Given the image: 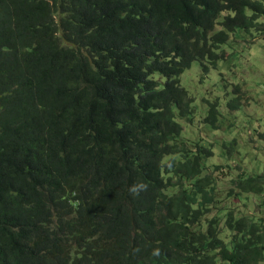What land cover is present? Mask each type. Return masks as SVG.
I'll list each match as a JSON object with an SVG mask.
<instances>
[{
  "label": "trees",
  "instance_id": "trees-1",
  "mask_svg": "<svg viewBox=\"0 0 264 264\" xmlns=\"http://www.w3.org/2000/svg\"><path fill=\"white\" fill-rule=\"evenodd\" d=\"M253 31L264 0H0V264H263L238 203L264 209V172L205 133L242 99L194 139L180 80Z\"/></svg>",
  "mask_w": 264,
  "mask_h": 264
},
{
  "label": "rangeland",
  "instance_id": "rangeland-1",
  "mask_svg": "<svg viewBox=\"0 0 264 264\" xmlns=\"http://www.w3.org/2000/svg\"><path fill=\"white\" fill-rule=\"evenodd\" d=\"M236 35V38L232 35L229 43L222 47L226 59L220 60L216 69L204 73L199 62H194L180 77L182 86L195 98L194 104L199 110L188 135L196 139L205 130L202 127L206 126L202 122L207 114L205 99L222 96V103L227 105L241 98L242 104L238 109L229 105L222 109L223 126L220 130L213 132L208 129L205 133L215 143L235 140L245 154L236 162L228 159L237 168L231 174L241 173L242 168L259 173L264 172V134H261L264 133V34L253 31L237 32ZM212 161L218 164L225 162L218 156H214ZM261 201L262 198L250 195L244 202L246 206L244 203L238 205L249 212H260L264 211L261 210Z\"/></svg>",
  "mask_w": 264,
  "mask_h": 264
}]
</instances>
